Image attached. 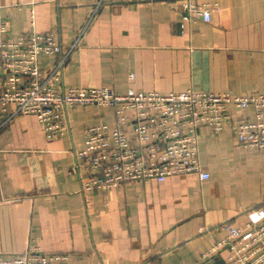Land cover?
Returning a JSON list of instances; mask_svg holds the SVG:
<instances>
[{"label":"crops","instance_id":"obj_1","mask_svg":"<svg viewBox=\"0 0 264 264\" xmlns=\"http://www.w3.org/2000/svg\"><path fill=\"white\" fill-rule=\"evenodd\" d=\"M210 22H184L179 0L135 3L99 0H0L1 39L35 30L52 33L62 54L60 90L112 88L116 93L264 95V0H204ZM60 56L42 55V71ZM232 114L238 116L234 109ZM245 116L253 119L248 109ZM69 129L46 140L42 125L19 115L0 131V255L28 246L66 255L62 264H226L220 249L227 223L255 220L264 207V149L239 146L229 125L198 129L194 174L163 182L127 183L83 195L73 172L88 125L114 126V112L97 105L70 109Z\"/></svg>","mask_w":264,"mask_h":264},{"label":"built area","instance_id":"obj_2","mask_svg":"<svg viewBox=\"0 0 264 264\" xmlns=\"http://www.w3.org/2000/svg\"><path fill=\"white\" fill-rule=\"evenodd\" d=\"M139 0H99L135 3ZM184 22H210L211 8L204 0H179ZM31 32L17 38H0V131L19 115H31L42 125L46 140H54L69 129L70 109L92 105L114 112V126L88 125L83 130L84 146L76 151L73 172L78 174L83 195L117 190L127 183L163 182L174 176H191L205 181L209 173L199 163L198 129L213 134L230 126L236 144L264 149V95H240L195 91L180 93H116L112 88L86 87L60 90L62 66L77 42L62 54L51 33L35 30L34 11L29 15ZM7 22L0 33H7ZM42 55L60 56L51 70L42 71ZM234 109L238 116L232 114ZM251 109L253 119L244 112ZM226 239L203 256L209 261L220 249L227 250L226 264H264V207L252 222L236 228L227 223ZM66 255L45 253L28 246L0 264H62Z\"/></svg>","mask_w":264,"mask_h":264},{"label":"water","instance_id":"obj_3","mask_svg":"<svg viewBox=\"0 0 264 264\" xmlns=\"http://www.w3.org/2000/svg\"><path fill=\"white\" fill-rule=\"evenodd\" d=\"M212 263L219 264V262H217L216 260H212ZM220 264H222V263H220Z\"/></svg>","mask_w":264,"mask_h":264}]
</instances>
